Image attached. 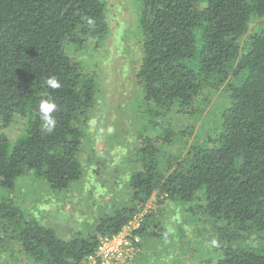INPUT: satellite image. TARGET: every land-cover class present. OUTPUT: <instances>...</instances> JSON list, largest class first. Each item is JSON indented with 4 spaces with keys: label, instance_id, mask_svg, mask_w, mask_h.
Returning <instances> with one entry per match:
<instances>
[{
    "label": "trees",
    "instance_id": "obj_1",
    "mask_svg": "<svg viewBox=\"0 0 264 264\" xmlns=\"http://www.w3.org/2000/svg\"><path fill=\"white\" fill-rule=\"evenodd\" d=\"M139 1L135 78L154 129L139 140L129 203L104 214L93 233L65 239L10 195L25 174L42 176L57 192L82 181L84 124L100 83L70 49L104 39L107 3L0 0V188L9 193L0 199V243L16 242L36 263L84 264L101 237L121 231L156 194L157 204L193 206L212 220L218 264H264V0ZM50 76L63 87L49 88ZM223 90V106L207 113L192 140ZM42 99L58 106L50 134L41 130ZM17 117L25 128L12 143L7 128ZM159 222L149 211L142 243Z\"/></svg>",
    "mask_w": 264,
    "mask_h": 264
},
{
    "label": "rangeland",
    "instance_id": "obj_2",
    "mask_svg": "<svg viewBox=\"0 0 264 264\" xmlns=\"http://www.w3.org/2000/svg\"><path fill=\"white\" fill-rule=\"evenodd\" d=\"M106 3L108 31L104 39L70 49L84 71L94 73L100 83L96 105L86 115L84 124L86 132L80 153L84 177L74 187L57 192L42 176L25 174L18 178L10 195L29 217L53 226L65 239L78 232L93 233L104 214L129 203V180L137 167L132 161L139 140L154 129L150 117L141 111L142 93L135 78L142 55L143 33L139 25L142 6L139 0H106ZM223 93L224 90L217 93L208 104L192 140L207 125V113L213 115L223 106ZM211 122L212 117L208 125ZM24 128L25 121L15 118L7 128L12 143ZM7 196L9 193L0 188V199ZM155 199L156 194L143 205L155 210L160 220L157 233L144 237L136 263L218 264L222 257L218 239L212 220L203 210L196 212L193 206L175 203L157 204ZM0 264L40 263L22 254L16 242L9 241L0 243Z\"/></svg>",
    "mask_w": 264,
    "mask_h": 264
},
{
    "label": "built area",
    "instance_id": "obj_3",
    "mask_svg": "<svg viewBox=\"0 0 264 264\" xmlns=\"http://www.w3.org/2000/svg\"><path fill=\"white\" fill-rule=\"evenodd\" d=\"M139 208L121 231L101 237L96 251L86 257L84 264H137L136 258L142 248L140 230L152 210L145 204Z\"/></svg>",
    "mask_w": 264,
    "mask_h": 264
},
{
    "label": "clouds",
    "instance_id": "obj_4",
    "mask_svg": "<svg viewBox=\"0 0 264 264\" xmlns=\"http://www.w3.org/2000/svg\"><path fill=\"white\" fill-rule=\"evenodd\" d=\"M45 84L53 89H60L63 87L60 80L56 76H50L45 80ZM57 104L55 101L49 99H42L38 106V116L40 121L42 122V132L44 133H52L54 132L57 121L53 116V113L57 111Z\"/></svg>",
    "mask_w": 264,
    "mask_h": 264
},
{
    "label": "crops",
    "instance_id": "obj_5",
    "mask_svg": "<svg viewBox=\"0 0 264 264\" xmlns=\"http://www.w3.org/2000/svg\"><path fill=\"white\" fill-rule=\"evenodd\" d=\"M137 260V259H136Z\"/></svg>",
    "mask_w": 264,
    "mask_h": 264
}]
</instances>
